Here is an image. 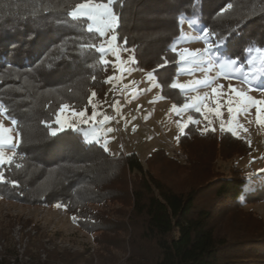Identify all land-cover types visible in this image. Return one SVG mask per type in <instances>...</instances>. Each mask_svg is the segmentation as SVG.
<instances>
[{
    "label": "trees",
    "instance_id": "obj_1",
    "mask_svg": "<svg viewBox=\"0 0 264 264\" xmlns=\"http://www.w3.org/2000/svg\"><path fill=\"white\" fill-rule=\"evenodd\" d=\"M82 2L0 0V103L6 117L17 120L19 135L12 161L0 166L6 181L0 182V198L60 204L86 232H102L99 262H114L115 251L131 249L125 264H264V221L242 210L264 200V184L251 185L239 169L228 176L213 166L214 158L249 155L252 147L243 139L229 131L203 134L191 123L180 142L196 169L188 172L187 189L177 191L144 171L135 154L112 156L73 128L51 135L63 105L90 110L92 91L99 100L107 93L108 72L97 51L102 38L87 30L89 21L68 15ZM228 3L233 7L218 15ZM113 9L120 17L118 41L136 48L140 64L154 69L167 61L156 73L163 94L179 104L188 98L170 85L179 70L171 46L182 32L180 16L199 20L216 39L223 37L226 54L239 61H246L248 47H264V0H114ZM93 44L96 48L83 47ZM201 144L206 154L196 162L194 148ZM158 158L166 176L187 170L162 149L148 162ZM94 204L101 209H91ZM115 205L121 208L113 212ZM245 249L250 262L236 258ZM49 257L39 264H93L95 254L88 261L63 249L53 261Z\"/></svg>",
    "mask_w": 264,
    "mask_h": 264
},
{
    "label": "rangeland",
    "instance_id": "obj_2",
    "mask_svg": "<svg viewBox=\"0 0 264 264\" xmlns=\"http://www.w3.org/2000/svg\"><path fill=\"white\" fill-rule=\"evenodd\" d=\"M179 23L182 32L175 39L171 48L175 47L177 51L187 48L195 52L198 49L203 50L207 47L203 39H192L202 36L203 30L207 29L204 24L197 19L183 15L180 16ZM117 30L118 27L114 32L109 33L107 37H101L102 42L100 44L103 43L107 48L111 35H116L115 46L120 52V60L124 62V67L131 69V71L122 74L117 67L120 61L109 51L103 57L109 61V64L105 65L108 72L105 98L99 100L96 94L91 95L89 98L90 110L77 111L67 105L68 107L63 113L59 112L55 121L56 129L54 130L58 132L73 128L83 136L87 143L102 146L112 156H118L121 153L124 155L135 154L143 165L144 171L154 173L157 178L166 181L165 183L177 191L187 189L192 178L190 176L192 158L190 153L182 147L180 139L191 124L190 119L199 121V123L194 124L197 131L203 134L213 131V129L216 133L228 131V128L232 125V114L228 112L227 100L229 98L237 99L229 86L246 92L254 99L264 101V91L256 90L264 87V72H258L256 79L250 86L242 78H239V73L225 77L219 75L218 67H214L211 72H208L195 64L181 62L178 58L179 70L171 85L173 83L192 85L186 89L178 88L188 98L186 102L179 104L163 94L162 81L159 80V75L156 73L166 63H155L157 66L154 69L149 68L148 64L146 66L140 64L136 48H128L125 44L119 43ZM185 37L188 39H185ZM216 40L214 36L210 37V41L214 46ZM225 49L226 44L224 43L219 48L218 57H229ZM133 59L134 63H129ZM150 59L155 61L156 56L152 54ZM240 62L244 64V71H247L246 61ZM149 73L153 75L152 80L148 79ZM110 77L113 79L110 80ZM116 77L122 78L117 79ZM206 77L209 79L216 77L210 87L194 85L196 80H204ZM212 88H216L220 95L217 96ZM133 93L136 95H133ZM205 96H207L205 100L197 101L196 99ZM218 99L220 100L222 115L207 110L208 108H216ZM196 103H200V112H196L195 107L184 109L185 104L195 105ZM204 105H207V108ZM173 106L182 111L178 114L173 110ZM80 112H84L85 115L83 117L79 116L78 113ZM94 112L97 114L95 121L90 119ZM196 114H199V116ZM105 117L110 119L105 122ZM83 120H88V124H84ZM209 121H211V124H209ZM0 123L13 129L14 142L18 145L19 135L15 125L3 112H0ZM94 124L97 128L95 135L91 134ZM221 124L224 125L223 128ZM237 124L240 126L237 127L234 136L243 139L245 145L252 147L250 154L244 157L235 155L229 160L214 158L213 166L216 171L218 170L221 174L228 176H230L231 170L239 169L243 175L248 177L251 185L264 184V123H259L257 120V108L252 107L248 114H238ZM108 129H112V131L108 132ZM85 133L89 134L86 135ZM202 145L204 144L194 148L196 150L193 156H195L196 162H201L202 154H206V151L203 153L204 147ZM160 149L164 150L169 158L177 160L181 166L186 167L185 173L183 170L178 175L174 171L173 176H166V171L160 163L164 161L158 158L159 161L148 162L149 157ZM15 150L16 148L12 149L8 146L3 148L6 157H13ZM194 169L196 167L192 168V170ZM135 174L137 172L132 173L130 177H135ZM101 207L98 204L91 205L93 210L101 209ZM110 208L114 209L113 212H115L121 208V205L111 206ZM242 210L246 213L251 212L264 221V200L244 204ZM111 216L113 218L117 217L114 213ZM132 233L130 229V232L125 235L126 239H130ZM101 234L102 232L91 234L83 230L63 207L25 205L0 198V262L14 264V261L19 260L22 264H39V262L48 260L49 255L52 256L51 261H53L54 253L68 249V253H72L74 257L82 255V258L87 260L88 256L95 254L93 264H114V262H116L115 264H125L130 256L131 249H127L126 252L115 251L114 259L116 260L114 262H110V260L109 262H99L97 253L100 249H103V246H100L97 238ZM248 251V249L239 251L240 253L235 254L236 258H239V261L241 258H246L244 261L250 262L251 258L249 259L246 256ZM55 264H60V262H55Z\"/></svg>",
    "mask_w": 264,
    "mask_h": 264
},
{
    "label": "snow or ice",
    "instance_id": "obj_3",
    "mask_svg": "<svg viewBox=\"0 0 264 264\" xmlns=\"http://www.w3.org/2000/svg\"><path fill=\"white\" fill-rule=\"evenodd\" d=\"M113 0H107L106 3H97L95 0H84L82 3H78L75 7L68 13V15L74 19H85L89 21L87 24V30L89 32L98 33L100 37H107L109 33H112L116 30L119 25L120 17L114 11L113 7ZM233 6L231 3H228L224 9L221 10V13L218 15H222L228 9H231ZM211 36H218L217 33L209 32L207 29L203 30L201 37H194L192 39H203L204 42L207 44V47L203 50H196L195 52L185 48L183 50L177 51L175 47L171 50L176 53L179 58V61L185 63L195 64L196 66L200 67L201 69H206L208 72H211L214 67L219 68V75H223L225 77L232 76L234 73H239L240 77L245 82H247L250 86L253 84V81L256 79V74L258 72H264V47L262 46H250L245 49L247 53L246 63L248 65L247 71H244V64L239 61V58H220L218 57L217 53L219 52V48L221 45L225 43L223 37H218L214 44L210 41ZM185 39H188L185 37ZM117 40L116 35H111L109 40V46L106 48L104 44H100L97 51L100 53L101 56V63L104 65H108L109 61L104 59L103 57L110 51L115 55L116 59L120 61V64L117 65L120 72L123 74L127 71H131V69H127L124 67V62L120 60V52L118 48L115 46V42ZM125 43L127 41L125 40ZM83 47L89 48H96V45H83ZM129 63H134V59L130 60ZM167 63V61H165ZM120 79L122 77H116ZM153 75L149 73L148 79L152 80ZM94 79V77H93ZM110 80L113 78H109ZM216 77H212L211 79L205 78L204 80H196L194 85H203L204 87H210L212 81H214ZM173 88L179 89H186L191 87L192 85H185L179 83H173L171 85ZM231 92L235 93L237 99L233 100L229 98L227 100L228 104V112L232 114V125L228 128V131L231 132L233 135H236L237 127L240 125L237 124V115L238 114H248L252 107L257 108V120L259 123H264V101H260L254 99L253 97L246 94V92L242 90H237L233 86H229ZM194 90V89H193ZM256 90L264 91V87L257 88ZM214 93H217V96L220 95L216 88H212ZM94 96L95 93H92ZM133 95H136L133 93ZM197 101H202L207 99L205 97H197ZM235 105V106H234ZM67 105H63L60 109V112L63 113L64 110L67 108ZM189 107H195L196 112L201 111L200 103H196L195 105L185 104L184 109ZM207 108V105H204ZM173 110L176 111L178 114L182 111L181 109H177L173 106ZM209 112H215L217 115H222L221 108H220V100H217V107L216 108H208ZM7 108L0 103V112L7 113ZM75 114V113H74ZM79 116L83 117L85 115L84 112L78 113ZM96 113L94 112L90 117L91 120L95 121ZM207 119V117H205ZM110 118L105 117L104 121L107 122ZM59 122V121H58ZM84 124H88V120L82 121ZM190 123H199L198 120H191ZM11 123L16 125L18 122L15 118L11 119ZM211 124V121H209ZM223 128L224 125L221 124ZM215 129H213L214 131ZM108 132H111L112 129H108ZM13 129L5 127L2 123H0V164L10 163L13 157H6L3 151L5 146H8L12 149L17 147V144L14 142V137L12 135ZM97 133V128L95 124L92 126L91 134L95 135ZM88 135L89 133H85ZM52 136L57 135V131L53 130L51 132ZM15 155V153L13 154ZM19 167V165H17ZM0 182H6L3 172H0ZM13 185H16L15 181H12ZM57 207H61L60 204L56 205ZM66 207V205H65Z\"/></svg>",
    "mask_w": 264,
    "mask_h": 264
}]
</instances>
